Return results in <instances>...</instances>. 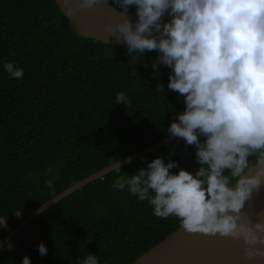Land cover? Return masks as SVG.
Returning <instances> with one entry per match:
<instances>
[{
  "label": "trees",
  "instance_id": "1",
  "mask_svg": "<svg viewBox=\"0 0 264 264\" xmlns=\"http://www.w3.org/2000/svg\"><path fill=\"white\" fill-rule=\"evenodd\" d=\"M129 11L135 14L136 6ZM158 55L145 52L141 62L149 67L136 63L133 76L127 48L76 35L55 0H0V242L7 234L2 218L10 225L76 182L169 137L185 103L167 88L168 69L153 76ZM5 62L23 68V79H10ZM159 84L164 91H156ZM121 91L131 107L115 104ZM195 153L181 139L85 186L24 228L0 253V264H21L25 255L32 264H77L87 253L100 264H133L181 224L154 216L147 201L112 184L157 157L195 173ZM258 157L251 156L249 166Z\"/></svg>",
  "mask_w": 264,
  "mask_h": 264
},
{
  "label": "clouds",
  "instance_id": "2",
  "mask_svg": "<svg viewBox=\"0 0 264 264\" xmlns=\"http://www.w3.org/2000/svg\"><path fill=\"white\" fill-rule=\"evenodd\" d=\"M77 2L87 10L101 0ZM113 2L120 10L111 8L117 20L106 25V32L127 45L133 76L136 63L149 67L141 62L145 52L159 53L150 66L153 76L161 75V67L168 69L167 88L185 103L167 130L169 137L196 147L199 168L193 173L157 157L112 188L147 201L156 217L178 218L188 233L243 238L250 258L260 254L252 246L264 243V222L253 225L241 212L264 184V171L248 175L251 156L259 154L264 161V0ZM130 6H136L135 20ZM75 11L67 9L69 16ZM166 16L171 18L165 21ZM3 69L10 79L24 77L15 62H5ZM164 87L159 84L156 91ZM115 104L131 107V99L121 91ZM114 167L119 171L120 161ZM46 187H53L51 180ZM38 251L46 256V244L40 243ZM21 264H32L31 258L25 255ZM77 264H100V257L87 253Z\"/></svg>",
  "mask_w": 264,
  "mask_h": 264
},
{
  "label": "water",
  "instance_id": "3",
  "mask_svg": "<svg viewBox=\"0 0 264 264\" xmlns=\"http://www.w3.org/2000/svg\"><path fill=\"white\" fill-rule=\"evenodd\" d=\"M55 2L76 35L94 39L111 46L127 48L123 41H115L105 30L107 24L114 23L117 20L116 14L111 9L117 7L109 0L108 3L105 0H101L94 8L87 10H81L77 0H69L68 3H66V0H55ZM69 7L76 9L71 16L67 13ZM117 11H119L118 8ZM130 17L133 20L137 19L135 14H130ZM170 18L166 16L164 19L167 21ZM180 140L181 138L178 137L162 139L152 146L119 160L121 168ZM119 161L71 185L41 205L30 215L26 217L16 216V221L10 225L2 218L1 223L7 234L0 242V253L7 249L13 239L42 213L85 186L116 171L114 166ZM258 171H264V161L259 160L257 163L250 165L248 175H255ZM241 215L245 221L251 220L253 225L258 222H264V184L261 185L259 190L253 191L252 197L246 201ZM5 223L6 225L4 226ZM261 240H264V234H261ZM248 247L243 238L221 237L219 234L216 236L202 233L193 234L186 232L180 227L165 240L145 252L133 264H264V243L252 246L253 251L256 248L260 249V254L251 258L246 252Z\"/></svg>",
  "mask_w": 264,
  "mask_h": 264
}]
</instances>
